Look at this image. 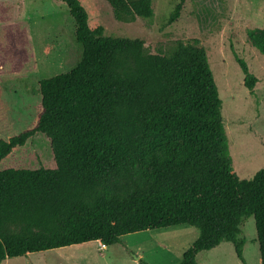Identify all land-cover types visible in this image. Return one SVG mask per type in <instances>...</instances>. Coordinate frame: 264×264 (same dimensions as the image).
<instances>
[{
	"label": "trees",
	"instance_id": "obj_1",
	"mask_svg": "<svg viewBox=\"0 0 264 264\" xmlns=\"http://www.w3.org/2000/svg\"><path fill=\"white\" fill-rule=\"evenodd\" d=\"M75 20L82 56L68 72L42 79L36 116L0 136V264L8 258L88 242L111 246L130 233L189 224L197 240L179 264L233 243L244 256L242 225L254 217L264 264V168L250 179L235 172L222 100L199 39L152 53L140 38L114 37L90 24L81 0H62ZM119 20L154 16L153 0H107ZM180 0L170 16H180ZM14 4L0 5V79L34 63ZM264 53V28L251 34ZM245 83L257 79L238 58ZM180 139L178 153L154 156L143 172L144 137ZM43 138L52 156L39 166L20 153ZM139 264H148L143 259Z\"/></svg>",
	"mask_w": 264,
	"mask_h": 264
},
{
	"label": "rangeland",
	"instance_id": "obj_2",
	"mask_svg": "<svg viewBox=\"0 0 264 264\" xmlns=\"http://www.w3.org/2000/svg\"><path fill=\"white\" fill-rule=\"evenodd\" d=\"M12 2L13 21L28 28L34 48V63L17 74L0 79V136L9 137L24 129L36 116L40 80L70 71L81 59L82 47L76 41V24L62 0H0ZM89 22L105 27L114 37L140 38L152 53H168L178 40L197 38L206 50L210 68L222 100V114L235 172L240 179H252L264 168V53L251 34L264 28V0H185L177 20L169 22L180 0H153L154 16L119 20L107 0H81ZM2 23L0 22V28ZM238 58L243 59L257 79L253 88L245 83ZM182 141L172 142L144 137L146 163L168 152L178 153ZM49 143L34 139L19 159L39 166L51 159ZM246 239L244 256L248 264H262L256 222L250 217L241 227ZM199 230L182 224L130 233L111 246L88 242L79 245L29 253L8 258L2 264H179L184 252L197 240ZM197 264H243L233 243L197 255Z\"/></svg>",
	"mask_w": 264,
	"mask_h": 264
}]
</instances>
